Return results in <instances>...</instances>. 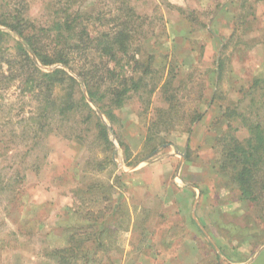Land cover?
I'll return each instance as SVG.
<instances>
[{"label": "rangeland", "instance_id": "obj_1", "mask_svg": "<svg viewBox=\"0 0 264 264\" xmlns=\"http://www.w3.org/2000/svg\"><path fill=\"white\" fill-rule=\"evenodd\" d=\"M30 1L29 16L45 20L47 4L43 0ZM1 2L2 10H7L15 6L16 0ZM98 4L103 11L112 7L111 0H98ZM132 4L138 14L150 17L151 26L148 24L145 29L149 32L155 29V36L150 35L146 47L155 54L156 66L165 65L166 55H169L167 64L176 61L182 77L191 75L192 82L182 108L188 113L196 107L211 109L204 122L220 113L221 106L237 101L242 96L240 91H244L254 77L264 76V0H132ZM254 7L256 18H245ZM189 15L196 18L193 31ZM0 30L10 32L4 26H0ZM13 36L19 40L18 36ZM11 43L14 44V40ZM219 57L225 68L220 82L216 83L213 71ZM216 89L218 98L211 105ZM201 94L205 97L199 102ZM153 101L152 109L163 106L159 93ZM37 105V98L21 90L19 83L0 88V264H58L49 260L46 252L66 246L70 233L84 235L89 222L92 223L84 218L87 211L98 215L106 213L109 207L105 202L84 207L73 191L78 192L96 180L114 183L115 177L124 173L129 176L122 177L116 193L129 188L131 193L126 194L131 209L140 212L142 207H148L147 219L151 225L146 235L144 229L134 228L132 221L128 227V217L120 213L121 228H128L120 231L116 224L112 225L119 232L111 237L113 243L106 241L105 247L98 250V264H264V244L257 246L256 238L264 239V223L247 220L246 216L252 217L254 209L249 208L251 204L242 202L237 188L217 173L219 153L216 148H195L198 144H194L193 161L184 168V179L187 177L191 182L187 179L181 182L176 173L180 152H184L189 134L173 132L166 136L168 147L162 145L157 153L143 155L151 114L140 116L139 105L133 101L119 113L120 121L114 127L131 150L129 143L143 136V142L134 145L137 153L132 152L129 158L132 165L125 162L126 156L116 139L113 142L116 167L109 165L99 172L91 163L103 160L106 152L99 144L91 143V138L95 139L92 134L87 141H78L70 136L71 130H66L68 134L57 132L34 144L33 118ZM85 129L80 130L86 134ZM214 134L211 133V139ZM239 134L246 135L244 130ZM120 155L123 160L119 159ZM166 157L173 158L174 162L160 163ZM136 164H140L142 170L127 171ZM191 171L195 173L189 174ZM173 180L179 185L193 182L199 188L200 197L196 200V191L193 194L189 190L166 196V189H173ZM131 183L143 187L150 184L146 190H152L147 197H141ZM163 197L176 202L167 204ZM178 209L181 212L176 216ZM162 213L167 216L160 217ZM192 218L204 235L191 225ZM186 229L190 234L184 235Z\"/></svg>", "mask_w": 264, "mask_h": 264}, {"label": "trees", "instance_id": "obj_2", "mask_svg": "<svg viewBox=\"0 0 264 264\" xmlns=\"http://www.w3.org/2000/svg\"><path fill=\"white\" fill-rule=\"evenodd\" d=\"M1 1L0 26L9 28L10 32L0 30V88L19 83L21 90L37 98L33 118L35 145L57 132L68 134L66 130H71L70 136L78 141H87L90 138H87L88 135L92 134L95 139L91 138V143L99 144L106 152L103 160L91 163L100 172L108 169L109 165L116 167L113 160L116 145L111 140V132L124 151L125 162L132 165L129 162L132 150L114 128L120 121L119 113L131 102L137 101L140 116L151 114L143 155H150L158 147L168 144L166 136L173 132L182 131L191 135L192 127L206 116L208 109L196 107L188 113L182 108L192 82L191 75L182 77L176 61L167 64L169 55H166L165 65L156 66L155 54L146 47L150 35L156 33L155 29L151 32L145 29L150 17L138 14L132 0H111L112 7L106 11L99 8L98 0H43L48 6L43 21L29 16L30 0H16L15 6L7 9L8 5L7 10H2ZM252 11L245 18L254 20L257 9L254 7ZM188 20L192 23V31L195 30L193 24L196 18L189 15ZM203 26L207 27L206 24ZM13 35L20 37L21 41ZM30 52L43 66L63 67L45 72ZM215 65L217 68L213 72L216 83H219L225 63L219 57ZM83 84L94 106L111 127L87 101ZM218 92V89L213 91L211 105L216 102ZM157 93L163 106L152 109ZM240 93L242 96L237 101L221 106V112L214 115L210 124V131L215 132L211 148H216L219 153L215 166L217 173L237 188L242 202L251 204L249 208L254 209L252 217L246 216L249 223L263 224L264 76L259 74L254 77ZM204 97L205 94H201L198 101L201 102ZM64 123L68 125L64 126ZM83 127L86 134L80 130ZM242 130L246 133L243 137L239 134ZM65 138L71 139L68 136ZM192 155L189 146V161H193ZM128 175H117L111 184L96 180L84 188L79 187L78 192L73 191L84 207L105 202L109 204L108 210L98 215L87 211L84 218L92 223L89 222L86 233L80 236L70 233L66 246L46 252L49 260L58 264H98V250L105 247L106 241L113 243L111 237L119 232V229L113 228L114 224L120 231H126L132 221L134 228H142L148 235L151 225L147 219L148 209L142 207L140 212L131 209L126 196L129 188L124 187L116 193L117 184H121L122 177ZM172 188L174 192L179 190L176 183ZM180 212L178 209L174 215ZM120 213L128 217V227L121 228ZM166 216V213L160 214L162 218ZM191 225L203 234L193 218ZM171 230L169 228L168 232ZM188 232L186 229L184 235L190 234ZM256 238L257 246L264 244V239ZM217 258L221 259L219 255Z\"/></svg>", "mask_w": 264, "mask_h": 264}, {"label": "crops", "instance_id": "obj_3", "mask_svg": "<svg viewBox=\"0 0 264 264\" xmlns=\"http://www.w3.org/2000/svg\"><path fill=\"white\" fill-rule=\"evenodd\" d=\"M191 28V27H190ZM191 30V29H190ZM210 110L211 109H209L208 110V112H207V114H206V116L207 115H209L210 114ZM206 116L204 117V119L201 121V122H199V123H197L195 126H194V128H193V133L191 134V135H188L187 136V139H186V142H187V145H186V148H185V150H184V152H180V155H181V153H184L185 154V157H184V159H183V157L181 156L180 158H181V160H183V162L182 161H179V167H178V170H177V173H176V175H178L179 176V178L181 179V182H182V179H184V175L186 174V171L184 170V168L186 167V166H188V164H189V160L190 159H188L187 158V152H188V147L190 146V148L192 149V153H193V151H195V149H194V144H198L197 146L198 147H195V148H199L200 146H203L202 147V149L203 148H211V131H210V124H211V120L213 119V118H211L210 119V121H208V122H204V121H206ZM208 131H210L209 133H208V135H207V137H206V133L208 132ZM130 135V134H129ZM183 135V134H182ZM130 137H133V136H130ZM132 139V138H131ZM200 139L202 140L201 142V144H200ZM180 140H182V139H180ZM141 142H143V136L142 135H140L139 136V138L137 139V141L135 142H130L129 144L130 145H132L131 147H132V152H134V153H137L136 151H138V148L137 147H134V145L137 143H141ZM142 145V144H141ZM169 146V143L168 144H164L163 145V147H168ZM140 147V146H139ZM157 153V152H156ZM119 159L120 160H123V158H122V155H120L119 156ZM171 163V162H174V159L173 158H171V157H166V158H164V159H162V161L160 162V163H162V164H165V163ZM182 162V166H181V168L183 167V169H181L180 168V163ZM191 162V161H190ZM136 165H138V167L136 168V169H134V170H127L128 172H132V173H135V172H139L140 170H142V169H140L141 168V165L140 164H136ZM146 166H147V164H146ZM140 169V170H139ZM179 169H181L180 171H179ZM123 172H124V170H122ZM178 171H179V174H178ZM163 172H166L165 170L163 171ZM195 173V171H191V173H189V174H194ZM168 174H171L170 172L168 173ZM200 171L198 172L197 171V176H200ZM129 176V175H128ZM177 176V177H178ZM186 179L187 180H189V182H191V179H189V178H187L186 177ZM186 179H184L185 181H187ZM173 183H176L177 184V181L175 180H173ZM150 185V184H149ZM149 185H148V187H143V185H135V184H132L131 183V187H133L135 190H137V192L139 193V195L141 196V197H143V195H146V197L148 196V194H149V192L152 190H150V191H148V190H146L147 188H149ZM184 185H186V184H183V185H179V184H177V186H178V188H179V190L178 191H180V192H183L184 190H189V191H191V192H193V194H195V191H196V194H197V196H196V200H197V198L198 197H200V191H199V188L198 187H196L194 184H193V182L192 183H188L187 182V185L186 186H184ZM166 189V188H165ZM164 189V190H165ZM129 191H130V189H129ZM128 191V192H129ZM130 193H131V191H130ZM166 193H167V195L166 196H168V195H170V194H172V195H176V191L174 192L171 188H168V189H166ZM134 195L136 196V192L134 191ZM156 196H157V194H155ZM126 196H127V198H128V201H129V197H128V195L126 194ZM161 196V195H160ZM162 199H164V201L165 202H168L167 204H170V205H173V203H175L176 202V200H170V199H167V198H165V197H163ZM129 204H130V202H129ZM196 205V204H195ZM147 206H149V205H146V207ZM148 208V207H147ZM193 211H195V209H193ZM194 218V217H193Z\"/></svg>", "mask_w": 264, "mask_h": 264}, {"label": "water", "instance_id": "obj_4", "mask_svg": "<svg viewBox=\"0 0 264 264\" xmlns=\"http://www.w3.org/2000/svg\"><path fill=\"white\" fill-rule=\"evenodd\" d=\"M19 38V40L21 41V38L20 37H18ZM30 54H31V56H32V58L34 59V61L36 62V64L41 68V69H49V71H53V70H55L57 67H63V66H61V65H58V66H54V67H52V68H45L44 66H42L39 62H38V60L36 59V57L34 56V54L32 53V52H30ZM82 89H83V92H84V94H85V97L87 98V101L93 106V107H95L94 106V104H93V102H92V100L90 99V97L88 96V92H87V89H86V87L84 86V84L82 85ZM95 110L97 111V113H98V115L100 116V118L108 125V127H111V125H110V123L108 122V120L105 118V116L102 114V112L100 111V110H98L97 108H95ZM111 140H112V142H114V140H116V138H115V135H114V133L113 132H111ZM157 151H155L154 153H156ZM181 156L183 157V159H184V157H185V154L184 153H181ZM182 162H183V160H181ZM182 162L180 163V168H181V166H182ZM138 167V165H135V166H133V167H131V168H129V170H134V169H136ZM128 170V169H127ZM179 171H180V169H179ZM179 171H178V174H179ZM193 217H194V219L196 220V221H198L197 220V218L195 217V215H193Z\"/></svg>", "mask_w": 264, "mask_h": 264}]
</instances>
